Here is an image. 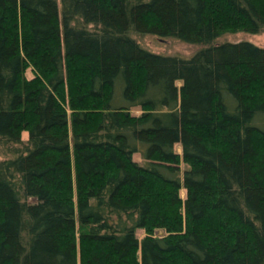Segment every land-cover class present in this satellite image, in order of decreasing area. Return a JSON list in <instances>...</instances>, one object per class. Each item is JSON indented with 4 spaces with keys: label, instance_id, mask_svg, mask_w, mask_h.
Here are the masks:
<instances>
[{
    "label": "trees",
    "instance_id": "1",
    "mask_svg": "<svg viewBox=\"0 0 264 264\" xmlns=\"http://www.w3.org/2000/svg\"><path fill=\"white\" fill-rule=\"evenodd\" d=\"M262 31L264 0H0V264H264V46L216 42Z\"/></svg>",
    "mask_w": 264,
    "mask_h": 264
},
{
    "label": "rangeland",
    "instance_id": "2",
    "mask_svg": "<svg viewBox=\"0 0 264 264\" xmlns=\"http://www.w3.org/2000/svg\"><path fill=\"white\" fill-rule=\"evenodd\" d=\"M133 36L146 48L149 50L162 53L165 55H179L183 57H190L200 48L205 46V44H196L183 41L178 38L168 37L163 38L156 36L152 33H133ZM242 39L250 40L258 45L264 46V31L259 32L257 34L249 33V32H239V33H224L219 38L216 39V42H222L225 40L231 41H239ZM33 72L29 68L27 70V76H32ZM134 112L139 113L141 109L139 107L133 108ZM26 132H23V138H26ZM4 146L0 145V156L2 153V148ZM176 148L178 151H181V147L179 144H176ZM134 158L142 161L141 154L139 152L134 154ZM182 195L185 194V190H181ZM32 200V198L30 199ZM142 231L139 230L138 234H141ZM141 237V235H140Z\"/></svg>",
    "mask_w": 264,
    "mask_h": 264
}]
</instances>
